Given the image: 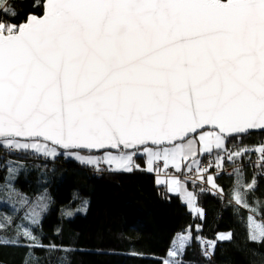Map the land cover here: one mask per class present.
<instances>
[{"label": "snow or ice", "instance_id": "snow-or-ice-1", "mask_svg": "<svg viewBox=\"0 0 264 264\" xmlns=\"http://www.w3.org/2000/svg\"><path fill=\"white\" fill-rule=\"evenodd\" d=\"M0 14L17 15L10 0H0ZM250 130L264 132V0H44L42 16L30 14L22 24L0 19V170L6 172L0 205L27 208L19 224L0 215V244L24 241L30 250L25 264L32 249L70 251L45 245L33 231L48 197L32 202L13 185L29 157L55 159L68 150L96 171L131 172L140 169L134 157L143 155L157 184L181 194L203 218L194 194L170 173L161 178V168L211 190L218 186L207 169L219 174L226 162L247 158L264 175V142L227 146ZM83 150L103 155L84 156ZM202 153L212 157L207 167L198 159ZM231 175L229 203L248 210V238L264 243V217L255 219L260 202L247 201L255 174L247 183L241 167ZM63 214L70 218L74 211ZM9 229L11 237L4 235ZM231 239L232 233L193 237L189 225L163 264H183L193 240L210 257L218 241Z\"/></svg>", "mask_w": 264, "mask_h": 264}, {"label": "trees", "instance_id": "trees-1", "mask_svg": "<svg viewBox=\"0 0 264 264\" xmlns=\"http://www.w3.org/2000/svg\"><path fill=\"white\" fill-rule=\"evenodd\" d=\"M10 6L17 15L13 18L0 14V19L21 24L30 14L43 13L44 0H10ZM263 139L264 132H255L232 140L227 146L254 147ZM136 158L143 167L145 158ZM25 163L26 168L13 181L14 187L32 202L43 194L50 203L33 231L45 245L54 243L70 249L68 252L32 249L31 264H163L175 236L185 232L189 225L193 237L216 240L218 233L228 231L232 239L218 241L210 257L203 254L200 242L193 240L184 251L183 264H264V243L248 238V210H237L235 203H229L233 199L234 175L214 178L216 191L222 189L221 195L201 192L188 182L195 192L196 203L203 209L201 218L190 211L179 194L169 192L166 185H158L156 175L142 169L96 171L63 154L56 159L29 157ZM241 168L246 183L255 174L256 190L248 194L247 201L252 206L254 201L260 202L259 215L255 216L260 220L264 217V177L252 164L244 163ZM5 177L6 172L0 170V183ZM67 208L74 211L70 218L63 214ZM26 212L27 208L19 205L17 210L10 204L0 205V215L13 216L15 224L21 222ZM198 224L202 225L199 233L195 230ZM4 235L11 237L13 229ZM24 243L0 244V264H25L30 250Z\"/></svg>", "mask_w": 264, "mask_h": 264}, {"label": "built area", "instance_id": "built-area-1", "mask_svg": "<svg viewBox=\"0 0 264 264\" xmlns=\"http://www.w3.org/2000/svg\"><path fill=\"white\" fill-rule=\"evenodd\" d=\"M210 159H212V157H211L209 154L206 155V156H204V157L201 159V161H200V164L202 165V167H207V165H208ZM255 159H256V155L253 156V157L251 158L252 161H255ZM212 162H213V164L216 163V161H215L214 159L212 160ZM157 163H159L161 166L163 165V162H162V161H159V162H157ZM226 163H227V162H226ZM244 163H245V164H250V163L248 162V159H246L244 162L237 161V163H236L235 165L232 164V163H227V164L224 165V168L226 169V171H222V172H219V174H217V171H218V170H217L215 167H213V168H208V169H207V172L205 173V175H213L214 178H216L217 176H219V175H221V174L231 175V174L234 172V168H235V167H242V165H243ZM165 172L170 173V174H172L173 176L178 177V178L184 180V176L181 175L180 172L175 171V169H173V168H168V169H163V168H161V172L159 173V175H162V174L165 175ZM189 175H192V174L189 173ZM231 176H232V175H231ZM261 176L264 177V175H261ZM189 183H190L191 185H193V184L191 183V181H189ZM201 184H203V187L206 189L205 192H210V191H211V192H216V190H211V185H209V184H207V183H204L203 181H200V182H198L195 186H194V185H193V186H194V187H196V186H199V187H200ZM199 189H200V188H199Z\"/></svg>", "mask_w": 264, "mask_h": 264}, {"label": "rangeland", "instance_id": "rangeland-1", "mask_svg": "<svg viewBox=\"0 0 264 264\" xmlns=\"http://www.w3.org/2000/svg\"><path fill=\"white\" fill-rule=\"evenodd\" d=\"M262 142H264V139H263V141ZM58 151H59V149H58ZM213 151H215V149L213 150ZM65 154H63L66 158H73V159H76L74 156H72V155H70V154H66V153H68V151H66V152H64ZM115 153V152H114ZM205 154H207V153H202L200 156H198V159H199V161H201V159H202V157L205 155ZM81 155H84V156H87V155H92V156H101V155H103V153H91V152H85V151H82L81 152ZM138 156H143V155H138ZM137 157V156H136ZM136 157H134V160H135V162L137 163V158ZM144 158H145V165L143 166V167H141L140 166V169H142V170H145L146 172H148V173H151V174H154V175H156V179H157V173L155 172V171H153V172H149V171H147L146 170V157L145 156H143ZM56 159V158H55ZM77 160V159H76ZM78 161V160H77ZM163 162V161H162ZM191 161H188L187 163H190ZM138 164V163H137ZM84 165V164H83ZM105 169H107V166H103ZM155 167V166H154ZM135 170V169H134ZM133 170V171H134ZM133 171H131V172H133ZM113 172H127V171H113ZM173 176V175H172ZM160 177L161 178H163V179H169V176H166V175H164V174H162V175H160ZM175 177V176H174ZM175 178H178V177H175ZM180 181H181V185L183 186V187H185L186 189H187V191L188 192H192L193 194H194V196H195V201H194V205H195V207H198V208H200V209H202L197 203H196V195H195V192H194V190L192 189V188H190V186L188 185V183L187 184H185V182H184V180L183 179H180V178H178ZM192 187L193 188H200L199 186H196V187H194L193 185H192ZM168 188V187H167ZM169 191V190H168ZM170 192V191H169ZM172 193V192H171ZM180 195V197H181V199L183 200V202L185 203V204H187V206L189 207V209H190V211L196 216L197 214L194 212V211H192L191 210V208H190V206L188 205V203L186 202V199H184V198H182V195L181 194H179ZM49 205H50V203L48 202V207H49ZM48 209V208H47ZM203 210V209H202ZM256 219V218H255ZM256 220H259V219H256ZM181 233H183V232H181ZM220 233H222V234H227V233H231V232H228V231H225V232H220ZM177 237V235L175 236V238ZM174 238V239H175ZM171 247H172V245H171ZM170 247V248H171ZM169 248V249H170ZM168 252H169V250H168ZM165 259H168V253H167V256H165V257H163V260H165Z\"/></svg>", "mask_w": 264, "mask_h": 264}, {"label": "water", "instance_id": "water-1", "mask_svg": "<svg viewBox=\"0 0 264 264\" xmlns=\"http://www.w3.org/2000/svg\"><path fill=\"white\" fill-rule=\"evenodd\" d=\"M44 14V11H43V13L41 14V15H37V14H31V15H35V16H42ZM25 22V21H24ZM23 22V23H24ZM22 24V23H21ZM255 132H260L259 130H250V133H255ZM249 133V134H250ZM260 133H262V132H260ZM63 151H68V150H63ZM83 151H85V152H91V153H102V152H97V151H95V150H83ZM110 151H112V152H116L117 150H110Z\"/></svg>", "mask_w": 264, "mask_h": 264}, {"label": "bare ground", "instance_id": "bare-ground-1", "mask_svg": "<svg viewBox=\"0 0 264 264\" xmlns=\"http://www.w3.org/2000/svg\"><path fill=\"white\" fill-rule=\"evenodd\" d=\"M246 159H243V161H240V162H244Z\"/></svg>", "mask_w": 264, "mask_h": 264}, {"label": "crops", "instance_id": "crops-1", "mask_svg": "<svg viewBox=\"0 0 264 264\" xmlns=\"http://www.w3.org/2000/svg\"><path fill=\"white\" fill-rule=\"evenodd\" d=\"M164 185V184H163Z\"/></svg>", "mask_w": 264, "mask_h": 264}]
</instances>
